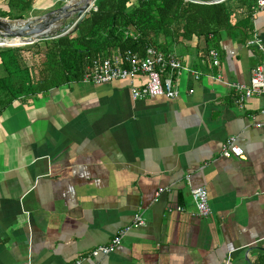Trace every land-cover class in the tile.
Masks as SVG:
<instances>
[{
    "label": "crops",
    "instance_id": "obj_1",
    "mask_svg": "<svg viewBox=\"0 0 264 264\" xmlns=\"http://www.w3.org/2000/svg\"><path fill=\"white\" fill-rule=\"evenodd\" d=\"M243 20L235 10L217 44L166 45L183 67L174 100L134 101L125 82L79 81L0 112V264H254L264 256V96L239 109L229 88L247 85L262 64L246 42L255 33L264 46V9ZM231 137L243 158L220 156ZM193 188L206 189V220L192 216ZM159 189L168 190L155 200ZM176 207L184 211L167 212ZM136 214L143 228L111 255L87 258Z\"/></svg>",
    "mask_w": 264,
    "mask_h": 264
},
{
    "label": "trees",
    "instance_id": "obj_2",
    "mask_svg": "<svg viewBox=\"0 0 264 264\" xmlns=\"http://www.w3.org/2000/svg\"><path fill=\"white\" fill-rule=\"evenodd\" d=\"M258 1L96 0L73 34L28 48H0V112L19 98L81 81L93 60L127 52L143 57L148 49L165 54L166 45L194 38L217 44L222 31L232 27L235 10L248 24ZM35 5L36 0H0V18L27 19ZM254 264H264V256Z\"/></svg>",
    "mask_w": 264,
    "mask_h": 264
},
{
    "label": "built area",
    "instance_id": "obj_3",
    "mask_svg": "<svg viewBox=\"0 0 264 264\" xmlns=\"http://www.w3.org/2000/svg\"><path fill=\"white\" fill-rule=\"evenodd\" d=\"M261 9H264V0L257 2L255 8H253V14ZM246 47L254 48L260 53L262 64L252 69L247 85H229V88L235 94L234 104L239 109H242L248 100L264 96V46L258 36L253 33L251 39L246 42ZM207 59L211 68L219 66V54L217 51H208ZM181 71H183V67L174 56L160 53L154 49H148L143 57L127 52L123 55L116 54L106 59L93 60L86 66L81 82L95 86L108 85L113 82H125L129 85L130 95L134 101L156 98L174 100L179 96L178 78ZM190 73L195 81L201 76L196 72ZM163 74H166L165 78H162ZM140 78L144 79V83L140 86L135 85L136 80ZM211 79L220 82V76H215ZM189 94H192V91ZM220 156L223 159H241L243 158V150L237 146L236 139L231 137L226 139L221 145ZM167 190H157L155 200ZM190 196L194 208L192 216L202 220L208 219L211 212L208 206L206 189L193 188L190 191ZM183 211V207L167 210L168 213H182ZM144 226L145 221L140 214H136L130 225L120 229L106 245L92 249L87 258L98 259L111 255L131 231ZM83 260L78 259L72 264H81Z\"/></svg>",
    "mask_w": 264,
    "mask_h": 264
},
{
    "label": "water",
    "instance_id": "obj_4",
    "mask_svg": "<svg viewBox=\"0 0 264 264\" xmlns=\"http://www.w3.org/2000/svg\"><path fill=\"white\" fill-rule=\"evenodd\" d=\"M216 5L228 0H201ZM96 0H68L40 17L23 20L0 18V48H21L73 34L94 8ZM15 44V45H13Z\"/></svg>",
    "mask_w": 264,
    "mask_h": 264
},
{
    "label": "rangeland",
    "instance_id": "obj_5",
    "mask_svg": "<svg viewBox=\"0 0 264 264\" xmlns=\"http://www.w3.org/2000/svg\"><path fill=\"white\" fill-rule=\"evenodd\" d=\"M66 1H68V0H66ZM64 3H65V2H63V4H64ZM63 4H53L52 6H49V7H46V8L43 7V8H40V9L34 8V9L31 11L29 17H40V16H43V15H45L46 13H48V12H50V11L56 9V8L61 7ZM60 5H61V6H60ZM13 45H15V44H13ZM28 46H29V45H25L24 47H21V48H28Z\"/></svg>",
    "mask_w": 264,
    "mask_h": 264
}]
</instances>
